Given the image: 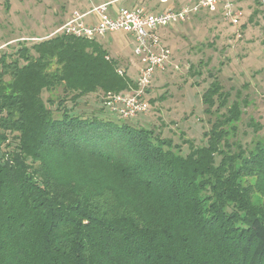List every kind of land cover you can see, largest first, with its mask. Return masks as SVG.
<instances>
[{
    "label": "trees",
    "instance_id": "trees-1",
    "mask_svg": "<svg viewBox=\"0 0 264 264\" xmlns=\"http://www.w3.org/2000/svg\"><path fill=\"white\" fill-rule=\"evenodd\" d=\"M119 66L97 38L61 33L0 54V264H264V143L237 137L246 101L212 76L214 119L187 152L65 106L135 88Z\"/></svg>",
    "mask_w": 264,
    "mask_h": 264
},
{
    "label": "rangeland",
    "instance_id": "rangeland-1",
    "mask_svg": "<svg viewBox=\"0 0 264 264\" xmlns=\"http://www.w3.org/2000/svg\"><path fill=\"white\" fill-rule=\"evenodd\" d=\"M106 1L109 0H0V54H15L21 45L49 38L74 13ZM130 1L135 5L152 3ZM233 3L243 14L238 24L224 20L219 12H202L184 23L159 29L178 68L172 67L153 80L143 94L149 109L127 122L155 129L179 144L182 152L188 151L187 139L194 145L205 144L203 133L214 114L204 113L202 94L215 76L231 93L230 99L246 101L241 106L238 139L249 148L257 140L264 143V0ZM167 6L160 5V9ZM97 41L135 81L142 61L133 53L134 38L116 31L97 37ZM101 94L78 99L75 104L67 99L65 106L82 115L101 114L116 119L102 107ZM47 95L44 92L43 98ZM250 120L258 124L257 131Z\"/></svg>",
    "mask_w": 264,
    "mask_h": 264
},
{
    "label": "built area",
    "instance_id": "built-area-1",
    "mask_svg": "<svg viewBox=\"0 0 264 264\" xmlns=\"http://www.w3.org/2000/svg\"><path fill=\"white\" fill-rule=\"evenodd\" d=\"M113 2L74 13L54 30L53 35L61 33L92 40L107 32L122 31L134 38L133 53L142 61L135 80L136 87L131 91L101 94L102 107L111 115L125 120L149 109L143 94L158 75L165 74L172 67L178 68L174 64L172 52L158 33L159 29L184 23L202 12H219L224 20L234 25L239 23L243 15L233 0H157L158 5L168 4L157 11L143 5L110 8ZM117 71L121 74L124 69L119 67Z\"/></svg>",
    "mask_w": 264,
    "mask_h": 264
},
{
    "label": "crops",
    "instance_id": "crops-1",
    "mask_svg": "<svg viewBox=\"0 0 264 264\" xmlns=\"http://www.w3.org/2000/svg\"><path fill=\"white\" fill-rule=\"evenodd\" d=\"M112 1H114L110 5V6H112V8L113 7H118V6L132 7L133 5H135L130 0H109V1H106V2H103V3L112 2ZM151 1H152V3H149V4L143 3L141 5L145 6L149 10H153V11L159 10L160 9V5H158L157 0H151ZM137 5H140V4H137Z\"/></svg>",
    "mask_w": 264,
    "mask_h": 264
}]
</instances>
